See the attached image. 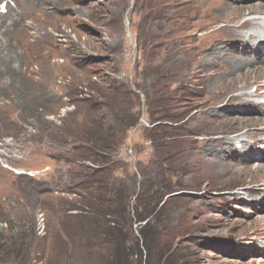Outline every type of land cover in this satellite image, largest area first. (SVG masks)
<instances>
[{
  "label": "rangeland",
  "instance_id": "374dc122",
  "mask_svg": "<svg viewBox=\"0 0 264 264\" xmlns=\"http://www.w3.org/2000/svg\"><path fill=\"white\" fill-rule=\"evenodd\" d=\"M199 1L0 0V264H100L80 233L98 247L138 199L171 264H264V133L208 89L225 68L192 70Z\"/></svg>",
  "mask_w": 264,
  "mask_h": 264
},
{
  "label": "bare ground",
  "instance_id": "6f19581e",
  "mask_svg": "<svg viewBox=\"0 0 264 264\" xmlns=\"http://www.w3.org/2000/svg\"><path fill=\"white\" fill-rule=\"evenodd\" d=\"M241 1L240 0H202L197 2L199 3V7L197 6V8L200 9L199 10L200 13H198L199 16L196 20V23L195 24L193 23L196 27L194 30L202 29L204 31L205 28H209L213 24L216 25L212 26L202 35V37H204L203 39L197 38L199 39V45L194 44V46L193 45L190 46L191 55H192L191 56L192 70L195 74L199 75L200 73H202V71H199L200 68L207 69L211 67V71L214 70V72L218 71V68H216L217 66L225 68V71L217 73V75L223 79L220 78L218 80L219 82L216 81V83H214L213 86L212 85L209 86L210 88L208 89L210 90L212 88L211 89L213 90L212 94H214L215 91V94L217 95L215 99L217 101H221V98H225V95L229 94L227 99L229 101H237L239 105H242L244 107V109H246L247 107H251L253 109L254 107V109L257 110L256 113L257 117L254 118L253 121H250L249 119V122L255 123L259 121L260 129L264 133V99L263 101H257V100L255 101L251 99V97L252 98L257 97L260 88L261 90L264 89V84L258 83V80L260 78H264V72H258V73L256 72V69L258 71L260 69L264 70V56L258 55L257 57H254L251 54V51L257 52V54L259 51H264V0H258L251 4H245L242 3ZM203 21H205L206 24L203 23ZM217 21H221V22L217 24ZM224 35L232 36V38L230 39H237L239 42L235 44L232 42V40L228 38V40H230L228 43L224 45L220 43L222 46L219 47L217 46L218 48L214 49L213 40L215 38H218L215 40H220L219 38H221V36ZM240 42L247 44L248 46L251 45L252 47H254L252 48L253 50L248 52V55L246 54V56H251L253 57V59L248 57V59L244 60L242 58L238 59L237 57L235 58L231 56V53L234 52L235 47L243 46V44ZM207 56L211 57V58L208 57L209 60L212 59V61H210L211 63L206 62L207 60H205V58ZM222 59H224V63L222 62ZM251 64H253L252 67H249L248 65ZM254 73L255 76L253 75ZM221 81H223V83L220 85L219 83ZM250 84L256 85L257 91L255 93L249 90ZM218 114H219V110L216 109L213 115L218 116ZM238 140H240L241 143H243V148L249 149V146L247 147L246 145L247 143L245 141L246 139L244 138V136L239 137ZM231 141L220 140L219 142L220 146L214 149L216 153L215 164L218 163L219 165H222V167L224 168L223 171L226 173L228 172L225 171L224 160L226 159L224 158V155H228V154L231 155L232 152L231 150L233 149L232 148L233 143ZM221 154H223V156Z\"/></svg>",
  "mask_w": 264,
  "mask_h": 264
},
{
  "label": "trees",
  "instance_id": "16d2710c",
  "mask_svg": "<svg viewBox=\"0 0 264 264\" xmlns=\"http://www.w3.org/2000/svg\"><path fill=\"white\" fill-rule=\"evenodd\" d=\"M29 183L41 186L32 179H29ZM74 193L76 194V192ZM141 209L142 204L138 199L135 212L136 219L134 220L126 204L123 213H121L120 208H118V216L122 217L121 219L123 221L120 222L119 219H115L113 215L110 214L107 220L109 234H105V240L98 234L99 241L101 242L98 247L95 245L98 242L93 246V243L80 233L81 239L78 242L82 244V246L76 245L75 250H81L82 248L92 251V249L95 248L96 251L102 255L104 260L100 264H171L172 258L169 259V252H166L164 248L160 246L162 233L155 228V222L151 220L150 215L144 214ZM70 212L71 210L69 213ZM70 215L74 218H89L88 214L83 215L79 212L76 214L70 213ZM124 217H126V219ZM136 224L137 227L134 229L133 226ZM69 225L70 220H68V227ZM91 233L95 234L97 230L92 229L89 234ZM135 233H137L136 236ZM173 256H176V254ZM6 264L8 263L6 262Z\"/></svg>",
  "mask_w": 264,
  "mask_h": 264
}]
</instances>
